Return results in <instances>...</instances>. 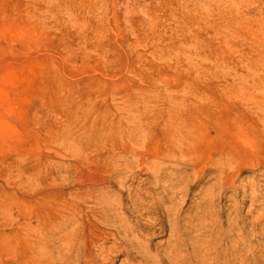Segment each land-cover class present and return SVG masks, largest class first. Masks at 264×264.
<instances>
[{
  "label": "rangeland",
  "instance_id": "374dc122",
  "mask_svg": "<svg viewBox=\"0 0 264 264\" xmlns=\"http://www.w3.org/2000/svg\"><path fill=\"white\" fill-rule=\"evenodd\" d=\"M0 117V264H27L30 223L63 173L102 177L134 136L161 161L163 125L182 118L205 139L206 161L236 157L237 194L210 167L185 209L201 187L223 186L215 215L238 222L246 236L233 245L254 246L251 264H264V0H0ZM136 172L134 186L150 177Z\"/></svg>",
  "mask_w": 264,
  "mask_h": 264
},
{
  "label": "bare ground",
  "instance_id": "6f19581e",
  "mask_svg": "<svg viewBox=\"0 0 264 264\" xmlns=\"http://www.w3.org/2000/svg\"><path fill=\"white\" fill-rule=\"evenodd\" d=\"M4 122L0 117V126H8ZM194 126L183 118L164 123L170 149L156 163L140 149L134 136V148L112 150L107 155L111 159L102 177L70 182V176L63 173L62 185L56 190L47 188L42 195V208L36 211L40 222L30 223L27 264H43L49 255L60 264H112L114 257L124 254L141 259L132 264H251L255 247L233 245L246 236L239 232L238 222L229 217L226 227L221 215L214 213L215 191L223 186L201 187L203 198L185 209L192 188L206 169L214 168L218 179L227 184V168L236 161V157L224 164L218 158L206 161L207 150L198 146L205 139L197 137ZM82 155L76 166L78 174L89 160ZM183 157L191 169L174 173L175 164L164 162L177 163ZM136 170L147 171L150 177L134 186ZM229 184L237 194L235 179ZM168 231L167 241H155Z\"/></svg>",
  "mask_w": 264,
  "mask_h": 264
}]
</instances>
